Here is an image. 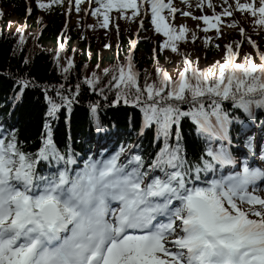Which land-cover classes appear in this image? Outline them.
Here are the masks:
<instances>
[{
  "label": "snow or ice",
  "instance_id": "obj_1",
  "mask_svg": "<svg viewBox=\"0 0 264 264\" xmlns=\"http://www.w3.org/2000/svg\"><path fill=\"white\" fill-rule=\"evenodd\" d=\"M60 2L37 0V7L48 10ZM81 3L75 0L77 11ZM95 3L98 7L92 15L103 16L104 28L109 25L108 13L113 9H132L135 17L139 7L147 4L157 33L179 40L186 31L182 25L180 35H173L176 29L165 23L161 13L165 9L172 13L177 10L163 0ZM236 10L250 12L254 24L264 27V0H259V7L237 0ZM230 15L229 6L220 14L214 13V19ZM193 18L203 20L208 28H217L206 15ZM20 42H24L23 34ZM247 42L258 48L250 38ZM168 46L166 42L161 48ZM226 48L227 63L218 66V75L190 68V62L185 61L178 79L172 81L158 70L157 82L148 83L146 79L140 87L139 74L132 70L131 53L126 66L114 69L118 74L111 85L116 88L117 101L139 107L143 113L141 132L154 124L156 140L162 141L147 163L140 154L130 155L126 165L119 163L132 147L121 145L108 159L89 158L74 176L65 168L44 177L37 174V160L51 157L66 165L75 163L70 155L65 160L56 149L49 125L45 124L43 147L35 154L25 153L18 146L15 133H0V264H264V197L249 191L250 185L264 178V169L250 167L245 161L240 171L200 184L201 173L215 176L217 166L237 163L229 125L239 122V118L231 116L222 102L230 100L233 108L252 120L254 108L264 109V52H257L259 65L251 56H245V63L240 64L234 61L232 45ZM236 48H240L239 42ZM171 50L177 51L174 44ZM67 65L64 72L72 67L70 58ZM189 71L190 77L186 75ZM96 79L93 74L85 83L94 85ZM18 83L28 86L26 81ZM57 95L63 105L49 98V116L54 117L61 106L70 108L75 100V94ZM181 104L189 107L182 110ZM96 107L91 106L93 113ZM182 118H190L206 141L198 162L183 155ZM96 126L102 130L99 122ZM260 127L264 131V124ZM253 146L250 137L244 143L249 155ZM260 158L264 160V148ZM36 181L43 182V187ZM112 202L118 207L113 208ZM245 204L247 209L242 207ZM157 217H167V222L154 224Z\"/></svg>",
  "mask_w": 264,
  "mask_h": 264
},
{
  "label": "trees",
  "instance_id": "obj_2",
  "mask_svg": "<svg viewBox=\"0 0 264 264\" xmlns=\"http://www.w3.org/2000/svg\"><path fill=\"white\" fill-rule=\"evenodd\" d=\"M72 1V8L68 10L66 0L45 10L37 7V0H0V125L11 128L7 135L15 133L18 146L25 153L35 154L43 147L47 123L53 144L65 158L75 153L85 155L91 143L104 140L105 136H115L113 147L116 150L121 145L132 146L119 162L128 161L131 154L137 153L144 156L147 163L162 145V141L156 140V126L153 124L141 132L143 113L140 108L117 101L116 88L111 85L113 76L118 74L114 69L127 65L129 40L134 39L132 70L139 74L140 87L146 79L148 83L157 82L158 70L172 81L178 79L186 67V56L194 69L218 75V66L227 63V51L216 30L204 31L208 28L205 24L194 32L195 39L186 29L183 38L170 40L163 32L155 31L151 15L144 18L139 27L132 11L114 9L109 15L108 27L104 28L101 27L103 16L92 15L95 8L85 14L87 0H82L79 11L75 0ZM92 3L96 4L95 0ZM240 15L249 34L258 36L259 51L264 52V27L255 25L253 16ZM233 24L228 23V26ZM170 28L176 29L174 36L180 35V26L171 25ZM188 33L192 37H188ZM21 34L23 43L20 42ZM208 37L211 39L206 43ZM230 38L233 43L238 40L234 35ZM166 42L169 46L161 48ZM173 44L177 51L171 50ZM245 56L259 63L247 42L242 40L237 62L245 63ZM69 58L72 67L64 72ZM93 74L97 77L95 84L85 83ZM186 75L190 77L191 71ZM19 81L28 82V86L24 88ZM58 92L63 96L75 94V100L70 108L61 106L54 117L49 116V98L63 105ZM222 104L231 116L239 118V122L229 125L237 137L240 126L264 121V109L254 108L255 119L252 120L242 110L233 108L230 100ZM92 105L97 106L94 113ZM188 107L180 105L182 110ZM97 122L102 130L97 129ZM102 133L104 136H100ZM181 136L183 155L198 162L206 141L198 135L190 118H182ZM107 141L111 144V139ZM172 142L175 143L174 135Z\"/></svg>",
  "mask_w": 264,
  "mask_h": 264
},
{
  "label": "rangeland",
  "instance_id": "obj_3",
  "mask_svg": "<svg viewBox=\"0 0 264 264\" xmlns=\"http://www.w3.org/2000/svg\"><path fill=\"white\" fill-rule=\"evenodd\" d=\"M171 1L172 4H174V7L176 9L178 8V12L174 15L168 13L169 16L165 20V23L168 25H175L180 27L183 25L193 35L194 32L196 31L195 29L199 25V20H200V19H194L193 17H201L202 14H207L208 17H212L211 12L213 8L214 11H216V14H220L222 13L223 9L228 8L230 6L232 9V15L221 16L220 18V20L223 21L224 25L223 26L220 25L219 31H216L219 40H221L223 44L227 42L229 39H231L230 37H232V35H234V37L238 38L237 41L241 45L242 40H245L247 42L248 38L253 39V37L247 31L246 25L244 24V22H242L239 15L245 14V16L248 15L250 18L253 17L250 12L236 10L237 0H227L226 3L225 0H186V2L185 0H171ZM239 2L240 3L253 2L257 7H259V0H239ZM209 5H211V7ZM184 12H188L191 15L185 16L183 15ZM228 23L231 24L234 23L233 24L234 26H228ZM241 29L244 30L243 33H241ZM191 34L188 33L187 36L192 37ZM255 38L258 39V36L255 35ZM247 44L249 45L248 42ZM165 58L167 59V55H165ZM95 143L96 142H94V144Z\"/></svg>",
  "mask_w": 264,
  "mask_h": 264
}]
</instances>
